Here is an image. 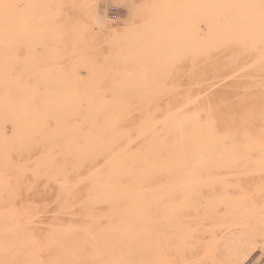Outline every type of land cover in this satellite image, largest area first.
<instances>
[{"label": "rangeland", "instance_id": "rangeland-1", "mask_svg": "<svg viewBox=\"0 0 264 264\" xmlns=\"http://www.w3.org/2000/svg\"><path fill=\"white\" fill-rule=\"evenodd\" d=\"M0 264H264V0H0Z\"/></svg>", "mask_w": 264, "mask_h": 264}, {"label": "bare ground", "instance_id": "bare-ground-1", "mask_svg": "<svg viewBox=\"0 0 264 264\" xmlns=\"http://www.w3.org/2000/svg\"><path fill=\"white\" fill-rule=\"evenodd\" d=\"M100 188V187H99ZM89 207H91V206H89ZM107 217V216H106Z\"/></svg>", "mask_w": 264, "mask_h": 264}]
</instances>
